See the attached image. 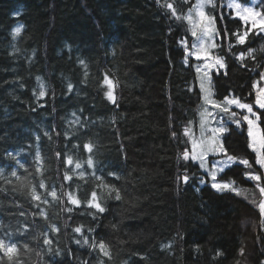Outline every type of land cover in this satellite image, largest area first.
I'll list each match as a JSON object with an SVG mask.
<instances>
[{"label":"trees","instance_id":"16d2710c","mask_svg":"<svg viewBox=\"0 0 264 264\" xmlns=\"http://www.w3.org/2000/svg\"><path fill=\"white\" fill-rule=\"evenodd\" d=\"M214 1L226 65L214 95L255 102L264 33ZM196 2L0 0V240L18 249L12 260L0 250V264H264L261 196L245 175L264 172L247 125L223 135L227 153L252 164L221 175L241 195L212 188L183 158L202 101L184 18ZM101 240L111 258L92 247Z\"/></svg>","mask_w":264,"mask_h":264},{"label":"snow or ice","instance_id":"6c2138e0","mask_svg":"<svg viewBox=\"0 0 264 264\" xmlns=\"http://www.w3.org/2000/svg\"><path fill=\"white\" fill-rule=\"evenodd\" d=\"M206 4H212L213 6H215L213 4V0H197L196 5H194L196 16L199 17V20L201 22L205 18V13L203 11V8L205 7ZM165 7L171 10V14L176 19L182 18L181 16L177 14L176 9L173 7L172 3H167ZM227 7L240 9L241 5L238 3H229ZM243 12L246 13L247 15L240 16V19L244 20L245 22H247L250 19L252 28H258L257 34L264 33V14L254 12L253 9L251 8H243ZM257 17H259V19H257ZM184 18L187 19L189 23H192L194 25L192 36L195 37L197 41L199 42L198 44L193 45V49H199L200 51H203L204 50L203 41H204L205 35H207L208 32L210 31L209 27L208 26L202 27L200 34L197 35V31L195 30L196 25H195L193 15H192V9L189 10V14L187 15V17H184ZM210 23H214V21L210 20ZM211 30L214 31V29H211ZM20 32H21V28L17 27L14 30V35H18ZM247 34H248L247 32H245L244 35L236 34L238 42L240 44H243L245 42V37L247 36ZM253 52H254L253 49L248 50L249 55H252ZM192 54L196 55L197 59H200V56L197 54V52L193 51ZM243 55L244 54H241V59H243ZM216 64L219 67H224L222 61L219 58L217 59ZM261 78L264 79V74H261ZM106 83L110 84L111 82L106 80ZM201 90L202 91L204 90L203 81L201 83ZM44 94L45 93L43 91L40 92L41 96H43ZM107 95L109 99H113L111 91H109ZM205 100L208 103H212L214 106L221 107L224 112H228L229 105L236 104L237 107L241 109H246L248 113L252 114V116L255 117V119H250L249 116L246 115L243 117V119L247 121V124H248V136L250 138L249 147L252 148V150L256 153L255 164L259 165L261 169H264V132L261 131L258 124L256 123V121L259 120V116H256V114L253 112V106L249 104L240 103L239 100L237 99L229 100L226 98V102L224 105H217L216 102L211 101L209 97L207 96L205 97ZM256 104L259 106V108L264 109V88H261L257 91ZM207 115H208L207 111L205 113H202V117L207 116ZM232 115L235 116L236 114L232 113ZM234 122L237 124V126H239L240 124L239 120H236ZM203 123L204 122L202 120V127H203ZM226 131H227V128L224 127V125L221 123L219 127L211 129V135L208 137L206 141L201 140L199 143H197L196 141H193V147L191 150V159L193 160L198 159L200 163V167L204 168L205 171L208 172L209 176L211 177L212 188L216 189L217 191H224V190L233 191L237 195H241L242 194L241 189L235 186L234 180H230V181H222V180L218 181L217 180L218 173H224L225 169L230 168L233 164L238 163L240 165L245 166L246 168H249V169L252 168V164L247 159H239L227 153V150L224 148L223 143L220 141V135ZM84 147L88 149V151L92 150L91 145H85ZM209 152L223 155L224 159L215 161L214 163H212L211 168H209L208 162L206 160V156ZM57 155H59V153ZM183 158L186 160L189 159L188 151L184 153ZM72 162H73L72 158L69 157L67 159V163L71 164ZM87 163L89 164V166H92L93 164L91 159H89ZM80 167L81 165L77 163L76 168H80ZM13 175H15V173H13ZM245 175L247 176L249 180L256 182L255 187L259 190L260 196L262 197L259 201L258 207L260 209L261 215L264 216V185L260 183L262 176H264V173L247 172L245 173ZM66 179H71V177H66ZM184 180L187 181L188 177L185 176ZM40 187H44V185L41 184ZM32 195H33V199L35 200L41 199V197L35 192V190H33ZM50 195L54 199L57 198V194L55 191H52ZM91 195H92V201L89 202V206H95L99 211L102 212L104 209L100 206V204L93 203L97 199V194L93 192ZM115 198L120 199V195L118 191L116 192ZM69 200L72 204H75V205H79L80 203V201L72 197L71 194H69ZM44 203H47V201L45 200ZM253 203H256V201L253 200ZM70 210L71 209H69V211ZM42 215L44 214L42 213ZM45 218L47 217L45 216ZM262 223H264V221H262ZM75 231L79 233L81 232V228L78 227L75 229ZM45 243L46 244L50 243V241L45 239ZM85 243H88V241L85 240ZM92 247L98 248L104 256L111 258L109 246L104 241L101 240L98 243H93ZM0 250L4 252L5 256H7L9 260H12L13 257L16 256L18 253L16 244H7L3 240H0Z\"/></svg>","mask_w":264,"mask_h":264},{"label":"rangeland","instance_id":"374dc122","mask_svg":"<svg viewBox=\"0 0 264 264\" xmlns=\"http://www.w3.org/2000/svg\"><path fill=\"white\" fill-rule=\"evenodd\" d=\"M229 3H238L241 5L240 9L230 8L234 11V13L237 17H240L242 15H247L246 13L243 12V8H251V9H253L254 12L262 14L261 7H260V0H251L249 3H246V2L244 3L240 0H226V6ZM213 4H215L214 0H213ZM211 5L212 4H206L205 7L203 8V11L205 13V18L202 22L199 20V17L196 16V11H195L194 7L192 8V15H193V19H194V22L196 25L195 30L197 31V35L200 34L201 29L204 26H208L210 31L204 37V41H203L204 50L200 51L199 49H193V47H192V51L190 52V54H192L193 51H195L200 56V59H197L196 55L192 54V56L196 59L195 69H196L197 76H198V83L200 86V90H201L202 81L204 83V90L203 91L201 90V93H202L201 104L196 109L197 114H196L195 118L190 119L189 124H188V135H189L191 150L193 147V141H196L197 143H199L201 140L206 141L208 139V137L211 135V129L219 127L221 125V123L224 125V127L227 128V126H226L227 123H235L234 121L239 120L240 124L245 123L247 125V129H248L247 121H245L243 119V117L247 115V116H249L250 119H255V117L252 116V114L248 113L246 109H241V108L237 107L236 104L229 105L228 106L229 107L228 112H224L221 107H217V106H214L212 103L206 102V100H205L206 96L209 97V99L211 101L216 102L217 105H224L226 102V98L229 100L237 99V100H239L240 103L252 105L253 106V112L256 114V116H259V120H257L256 123L258 124L261 131L264 132L262 124H261V116H260V110H264V109L259 108V106L256 104V100H255V102L244 101V100H241L239 97H236V96H229V97H226V98L220 100V99H217L214 95L213 74L215 71L225 70L226 65H225L224 58L222 56L218 55V43H217V34H216L217 24H216L215 17L209 13V6H211ZM222 6H223V4L221 3L219 7H222ZM257 19H259V17H257ZM210 20L214 21V23H210ZM247 22H249L251 25L250 19ZM189 24L191 26V30L193 31L194 25L192 23H189ZM251 27H252V25H251ZM211 29H214V31H212ZM256 29L258 30V28H256ZM198 43L199 42L194 37L193 45L198 44ZM218 58L222 61L224 67H219L216 64V61ZM198 69H199V71H198ZM262 74H264V69L262 71ZM261 88H264V79H262L260 76V79L256 83V91H258ZM206 111H207L208 115L202 117V113H205ZM232 113H235L236 115L233 116ZM202 120L204 122L203 127H202ZM223 135H224V133L220 135V141L224 145ZM189 157H191V151L189 152ZM222 159H224L223 155H219V154L212 153V152H209L206 156V160L208 162L209 168H211L212 163H214L217 160H222ZM195 161L199 164V167H200L199 160L197 159ZM200 169L205 175L208 176V178L210 180V184H212L211 177L209 176L208 172H206L204 168L200 167ZM226 169H228V168H226ZM262 171L264 172V169H262ZM257 173H261V171L257 172ZM221 175H222V173H218V176H217L218 181H221V180L224 181L221 178ZM260 183L262 185H264V176H262ZM238 188L240 189V187H238ZM258 209H259V207H258ZM261 218H264V216H262Z\"/></svg>","mask_w":264,"mask_h":264}]
</instances>
